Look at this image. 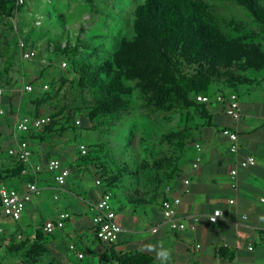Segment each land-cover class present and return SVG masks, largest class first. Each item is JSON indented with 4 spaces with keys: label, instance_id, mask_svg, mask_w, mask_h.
<instances>
[{
    "label": "rangeland",
    "instance_id": "rangeland-1",
    "mask_svg": "<svg viewBox=\"0 0 264 264\" xmlns=\"http://www.w3.org/2000/svg\"><path fill=\"white\" fill-rule=\"evenodd\" d=\"M203 1L209 3L211 10L227 22L237 21L246 41L260 45L264 55V27L256 23L246 8L235 0ZM144 2L145 0H27L17 22V30L12 15L0 13V83L6 91L0 100L3 147L7 148L8 127L11 123L7 102L9 98L16 99V112L19 111L20 115L34 116L40 113L55 116V131L40 140L36 144V150L39 151V145H44L51 148L52 152H57V158L71 167L74 176L82 178L79 184L89 194L98 188L96 180L99 177L94 176L96 168L105 164L113 175L118 176V182L112 189L117 213L129 209L133 215L142 217L143 205L156 202L157 207L164 188L179 182L186 164L193 156L201 128L213 126V121L209 125L208 120L202 118L197 110L185 109L171 97L162 107L149 105L136 83L132 82H128V85L133 88V105L128 111L100 115L93 123L90 121L91 108L88 102L92 100L93 94L89 88L82 89L79 86L76 68L87 63L90 67L86 76L93 75L117 51L122 39L133 40L134 12ZM38 19L42 24L36 27L34 23ZM224 31L235 35L230 28ZM19 39L26 42L30 49L37 51L34 61L21 60ZM64 61L68 63L65 68L62 67ZM73 61L76 65L72 64ZM239 76L257 82L252 86L238 88L237 94L242 97V101L259 100L264 103V69L239 73ZM101 78H104V74ZM26 82H39L41 86L48 84L50 91H44L40 86L36 93L21 94L19 90ZM46 95L51 97L45 99ZM43 131L44 129L35 134L41 136ZM81 145H87V159L80 151ZM34 147L33 145V150ZM168 158H177L175 170L171 171L173 168L167 166L158 170L156 162ZM72 180L71 184L76 183ZM9 181L11 180L6 182L7 186H10ZM56 196L54 199L48 195L47 203L64 208L63 197L58 194ZM69 209L73 213L77 211L74 207ZM25 217L21 221H14L0 215V227L7 233L2 235L5 243L0 249V264H21L23 260L19 256L23 250L14 251V248L27 239H35L37 230L34 232L32 228H27L18 232L23 223L30 222ZM42 217L44 219L46 215L42 213ZM136 230H147V224H140ZM10 234H15L11 240ZM58 237L60 247L75 264H117L112 261L111 254L107 261L99 257H94L93 260L97 243H94L93 236L90 237V243L94 245L89 250L74 235L68 238ZM47 238L44 240L45 245L53 236ZM73 244L83 249L86 257L84 260L72 257L69 246ZM10 248L12 252L7 251ZM53 257L49 250L44 263L40 264H48Z\"/></svg>",
    "mask_w": 264,
    "mask_h": 264
},
{
    "label": "crops",
    "instance_id": "crops-1",
    "mask_svg": "<svg viewBox=\"0 0 264 264\" xmlns=\"http://www.w3.org/2000/svg\"><path fill=\"white\" fill-rule=\"evenodd\" d=\"M239 105L241 117L234 120L225 113L228 101L212 102L210 113L213 126L202 127L196 143L201 145L202 151L198 152L194 148L193 156L186 164L179 182L167 185L182 200L178 216L187 222V230L172 232L167 225H163L161 200L166 186L157 207L156 202L142 206L143 217L133 215L129 209L117 213L123 231L113 244H100L94 231L91 206L100 200L103 189L98 187L89 194L79 184L82 178L79 175L76 178L71 167L62 161L70 169V176L66 184L60 187L55 180L56 174L45 170L49 161L58 159L57 152H52L51 148L44 145H39L38 151L36 144L39 141H35V144L30 141L33 165L42 170L35 175L26 167L22 177L9 181L8 187L26 191L28 185L36 181L40 194L27 204L21 220L26 216L30 222L23 223L18 232L27 228L35 232L40 226L44 227L48 220H56L63 212L69 213L70 219L64 228L50 235L53 239L47 243L51 254L61 264L75 263L60 247L58 236L68 238L73 235L87 250L97 242L93 260L99 257L107 261L113 251L117 254L141 251L154 257L153 264H264V202L261 201L264 198V103L259 100L242 101L239 96ZM225 128L239 135L240 150L237 154L230 152V142L222 134ZM11 129L12 126L8 127L7 150L13 146ZM6 152L3 157L5 164L10 160ZM249 156H253L257 164L240 168L237 176L233 177L231 172ZM198 158V167L194 169L192 166ZM72 179L76 183L71 184ZM185 180L189 184H185ZM56 194L63 197L64 208L47 203L46 197L49 195L56 199ZM72 207L77 211H70ZM216 209L222 211V217L218 222L211 223L209 216ZM41 212L46 215L44 219ZM195 218L200 219L199 223L194 222ZM140 224H147V230H136ZM155 228H158L157 232H153ZM14 236L10 234L9 240ZM47 236L44 232V239H48ZM92 236L94 243L91 244ZM69 249L72 250L73 258H86L83 249L76 244L70 245ZM79 253L83 254V258H79Z\"/></svg>",
    "mask_w": 264,
    "mask_h": 264
},
{
    "label": "trees",
    "instance_id": "trees-1",
    "mask_svg": "<svg viewBox=\"0 0 264 264\" xmlns=\"http://www.w3.org/2000/svg\"><path fill=\"white\" fill-rule=\"evenodd\" d=\"M235 1L251 13L257 24L264 27V0ZM15 2L16 0H0V13L12 15ZM134 15L133 40L122 39L117 51L93 75L86 76L90 67L87 63L76 68L79 86L82 89L89 88L93 94L92 100L88 102L91 108L89 119L92 123L100 115L126 112L132 107L133 88L128 85V82H132L136 83L149 105L162 107L171 97L185 109L197 110L212 125L211 103H200L197 97L203 95L214 101L221 96L226 102L232 94H237L240 86L257 83L248 77H240L239 73L264 69V55L260 45L246 41L239 23L235 20L227 22L221 15L214 13L206 1L145 0ZM226 28H230L235 35L227 34L224 31ZM72 64L76 65L74 61ZM102 74L104 78H101ZM37 83H32L36 88L30 94L39 89L40 83L38 86ZM0 87L4 88L1 83ZM48 97L51 95H46L45 99ZM15 100H7L9 121L12 124L17 113ZM42 115L45 114L27 116ZM46 116L51 118V122L45 126L43 135H36L38 131L30 130L22 137L29 141H42L46 135L54 132L57 126L55 116ZM2 137L0 132V183L6 184L8 180L21 178L26 165L14 163L10 166L4 163L3 157L7 149L1 144ZM87 155L83 157L87 159ZM176 159L158 160L156 167L163 170L167 166L173 168V171ZM96 171L94 176L99 177L112 192L118 176L113 175L105 164H100ZM1 204L0 196V210ZM44 240V229L40 226L33 241L27 239L14 248V251L23 250L19 256L23 260L21 264L44 263L49 252ZM99 243L106 245L101 241ZM7 251L10 252L11 248ZM112 259L119 264H153L155 261L152 255L141 251L126 254L113 251ZM48 264L61 263L53 257Z\"/></svg>",
    "mask_w": 264,
    "mask_h": 264
},
{
    "label": "built area",
    "instance_id": "built-area-1",
    "mask_svg": "<svg viewBox=\"0 0 264 264\" xmlns=\"http://www.w3.org/2000/svg\"><path fill=\"white\" fill-rule=\"evenodd\" d=\"M26 2L27 0H16L15 2V8L12 12L15 30H17V22L21 15V9L25 7ZM41 24L42 22L39 19L34 23L36 27L41 26ZM19 50L21 52L22 61L31 62L37 58V51L30 49V46L21 39H19ZM67 65L68 63L66 61L62 63L63 68L67 67ZM41 85L42 84H39V86ZM41 87H43L44 91L49 89L48 84H45ZM35 88L36 87L32 83L26 82L23 83V86L19 91L21 94H30L35 90ZM5 93V89L0 87V100L5 96ZM215 100L217 102H224L221 96H218ZM197 101L203 104H210L213 102L209 97L203 95L198 96ZM228 102L229 106L225 109L226 115L234 120L239 119L241 117L239 96L237 94H232L229 97ZM50 122L51 118L46 115L29 117L27 115H20V113H17L11 129L13 146L7 150V156L10 159L7 164L11 166L14 163H23L33 172V174H38L42 168L33 165V153L30 147V141L24 139L22 135L30 130H43L45 126L50 124ZM222 134L227 137L230 142V152L237 154L240 150L239 135L235 131L228 128L223 129ZM195 149L198 152L202 151L200 144H195ZM80 151L83 156L86 155L88 151L87 145H81ZM199 161L200 159L198 158L197 162L193 164L192 167L194 169L198 167ZM256 164V159L253 156H249L245 160L239 162L237 169H234L231 172V175L236 177L240 168L245 169L253 167ZM45 170L47 172L56 174L55 180L60 187H63L66 184L67 179L70 176V169L64 166L59 159H53L49 161ZM184 183L189 184V181L185 180ZM96 185L103 189V191L101 193L100 200L91 206V210L93 212L92 222L94 225L95 235L99 241L105 244H113L117 240L119 234L123 231V228L118 220L116 208L113 204L114 196L101 179L96 180ZM39 194L40 189L36 181L30 183L26 191H18L15 188L8 187L4 183H0V196L2 199L0 215L10 218L14 221H20L27 204L32 201L33 197L38 196ZM261 201L264 202V198H262ZM181 202V198L174 195L173 188L171 186H167L164 190V195L161 200V210L163 225H167L172 232H182L188 229L187 222L178 216V207L180 206ZM231 203H234V201L231 200ZM222 214L223 213L220 209L214 210V212L209 216V221L211 223L218 222V220L222 217ZM69 219L70 214L63 212L56 220H48L43 227L45 234L50 236L53 235L56 230L63 229L66 221ZM199 220V218H195L194 222L199 223ZM157 230L158 228H155L153 229V232H157ZM3 234L4 231L2 228H0V249L3 244ZM71 249L74 250V246H72ZM78 256L79 258H83L82 253H79Z\"/></svg>",
    "mask_w": 264,
    "mask_h": 264
}]
</instances>
